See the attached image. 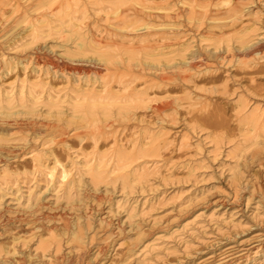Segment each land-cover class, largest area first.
I'll use <instances>...</instances> for the list:
<instances>
[{
    "label": "rangeland",
    "instance_id": "rangeland-1",
    "mask_svg": "<svg viewBox=\"0 0 264 264\" xmlns=\"http://www.w3.org/2000/svg\"><path fill=\"white\" fill-rule=\"evenodd\" d=\"M52 1L0 0V264H264V0Z\"/></svg>",
    "mask_w": 264,
    "mask_h": 264
},
{
    "label": "bare ground",
    "instance_id": "bare-ground-1",
    "mask_svg": "<svg viewBox=\"0 0 264 264\" xmlns=\"http://www.w3.org/2000/svg\"><path fill=\"white\" fill-rule=\"evenodd\" d=\"M50 1V0H49ZM52 1V0H51ZM109 3H110V7L112 8V13H114L115 15L119 14V12H122V11H125L123 9L124 6H131L133 7V9L135 7H139V8H142V9H149V6L147 5H144L142 3V0H108ZM220 1V0H219ZM46 2V1H45ZM44 2V3H45ZM53 2V1H52ZM51 2V3H52ZM50 3V2H49ZM221 4L223 5V7H226V11L227 12H230L232 10L235 9V4H234V1L233 0H221ZM219 5V3H218ZM158 9H161V10H166L167 8H164V7H157ZM225 9V8H224ZM73 23V22H72ZM74 25V24H73ZM75 27V26H74ZM73 27V28H74ZM68 29V28H67ZM72 29V28H71ZM70 30V28H69ZM38 31V30H37ZM73 32V31H72ZM74 33H75V38H80V34H78L77 32H75L74 30ZM32 35L31 36V39H32V42L34 40H36L37 38L40 37L39 34H37L36 32H32L31 33ZM42 34V33H40ZM43 36V35H42ZM41 36V37H42ZM83 39H85V36H81ZM239 38V37H238ZM75 39V40H76ZM38 40V39H37ZM36 40V41H37ZM81 41L77 42L75 45L77 47V50L73 52V54L71 53V51H67V54L71 55V56H75V54H84L88 48H90V50L94 51L97 53V58L99 61H108V56L106 54H103V53H99L97 52V49H98V46L96 44H93L91 43V45H87L89 43H87V41L85 40H82L80 39ZM244 40H242L241 42H243ZM30 42V43H32ZM89 42V41H88ZM87 43V44H86ZM90 46V47H89ZM257 52L256 49H252L249 54H255ZM71 53V54H70ZM72 60V59H71ZM76 70V68L74 69ZM98 92V93H97ZM96 93H92V94H89L88 97L86 96L84 99H85V104H81L80 102H75L70 108H71V111L73 114H76V113H79V115H76V116H71V120L73 121L76 117L77 118H82V120H87L88 118L92 121H95L96 119V115L99 111H101L102 114L106 115L109 113V107H111L112 105H115V103L118 101L117 99L119 97L117 96H111V94H108V95H103L101 94L99 91H97ZM31 93V92H30ZM85 95V94H84ZM83 95V96H84ZM10 98V97H9ZM21 98V97H20ZM137 98V97H136ZM135 98V99H136ZM141 98V97H140ZM107 99H109L110 101H108ZM133 99V98H132ZM135 99H133L135 101ZM83 100V99H82ZM117 100V101H116ZM127 100V99H126ZM138 100V99H136ZM105 101H108V102H105ZM116 101V102H115ZM121 101V100H120ZM122 101H125V100H122ZM8 102V101H7ZM119 102V101H118ZM127 102V101H125ZM129 102V101H128ZM128 102L127 103H123L124 105L121 106V108H126L128 105ZM10 103V102H9ZM2 104V103H0ZM8 104V103H7ZM14 105V104H13ZM21 107H27V105L24 104V102H20L19 104ZM8 106V105H6ZM54 105H51V107H53ZM118 106V105H117ZM2 106H0L1 108ZM13 107V106H12ZM10 107V108H12ZM16 107V105L14 106ZM13 107V108H14ZM50 107V108H51ZM5 108V107H3ZM9 108V110H10ZM7 109V108H6ZM8 110V109H7ZM249 117H251L250 119L253 120L254 119V116L250 115ZM249 119V118H248ZM70 120V121H71ZM118 153V152H117ZM126 153V152H125ZM130 153V152H129ZM132 153V152H131ZM124 154V153H123ZM120 155V162L122 161H127V160H131V158L129 157L130 154H124V155ZM119 155V154H118ZM134 155V153H133ZM117 157V156H116ZM119 157V156H118ZM118 160V159H116ZM128 164V163H127ZM126 164V165H127ZM104 164L101 165V164H97L94 168V171L91 173V176L95 179H98V178H101L103 175V171H104ZM127 173V172H126ZM134 173L132 172V175ZM123 176V175H122ZM128 178V177H127ZM125 179V177H124ZM129 180V179H128Z\"/></svg>",
    "mask_w": 264,
    "mask_h": 264
}]
</instances>
